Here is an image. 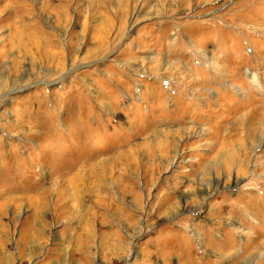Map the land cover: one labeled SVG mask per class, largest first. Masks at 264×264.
I'll return each mask as SVG.
<instances>
[{"label": "rangeland", "instance_id": "1", "mask_svg": "<svg viewBox=\"0 0 264 264\" xmlns=\"http://www.w3.org/2000/svg\"><path fill=\"white\" fill-rule=\"evenodd\" d=\"M0 264H264V0H0Z\"/></svg>", "mask_w": 264, "mask_h": 264}]
</instances>
